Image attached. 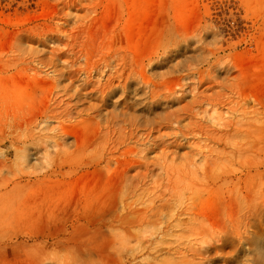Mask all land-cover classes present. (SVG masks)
I'll return each mask as SVG.
<instances>
[{
  "label": "rangeland",
  "instance_id": "rangeland-1",
  "mask_svg": "<svg viewBox=\"0 0 264 264\" xmlns=\"http://www.w3.org/2000/svg\"><path fill=\"white\" fill-rule=\"evenodd\" d=\"M0 264H264V0H0Z\"/></svg>",
  "mask_w": 264,
  "mask_h": 264
},
{
  "label": "bare ground",
  "instance_id": "bare-ground-1",
  "mask_svg": "<svg viewBox=\"0 0 264 264\" xmlns=\"http://www.w3.org/2000/svg\"><path fill=\"white\" fill-rule=\"evenodd\" d=\"M57 138V137H56ZM14 144V143H13ZM113 202H115V201H113ZM107 206V205H106ZM94 221V220H93ZM207 252V251H206ZM206 252H204V250H198V251H196V255L198 256V257H201V259H205V255H206Z\"/></svg>",
  "mask_w": 264,
  "mask_h": 264
}]
</instances>
